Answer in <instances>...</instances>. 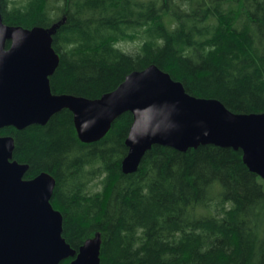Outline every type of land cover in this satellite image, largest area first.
Listing matches in <instances>:
<instances>
[{
	"label": "trees",
	"instance_id": "16d2710c",
	"mask_svg": "<svg viewBox=\"0 0 264 264\" xmlns=\"http://www.w3.org/2000/svg\"><path fill=\"white\" fill-rule=\"evenodd\" d=\"M3 23L52 34L54 95L100 99L155 65L191 96L235 114L264 113V0H0ZM140 42L133 53L120 46ZM10 43H7V47ZM134 123L116 118L81 141L64 109L45 126L7 127L25 180L55 179L52 206L77 252L100 240V264H264V181L241 150L154 146L122 163ZM69 258L61 264H71Z\"/></svg>",
	"mask_w": 264,
	"mask_h": 264
},
{
	"label": "water",
	"instance_id": "95a60500",
	"mask_svg": "<svg viewBox=\"0 0 264 264\" xmlns=\"http://www.w3.org/2000/svg\"><path fill=\"white\" fill-rule=\"evenodd\" d=\"M10 46L7 47V43ZM52 34L3 23L0 5V130L45 126L64 109L74 114L81 141L96 143L113 121L131 112L122 170L134 174L154 146L185 153L201 145L241 150L249 170L264 181V113L235 114L215 99L196 98L157 66L135 71L113 92L89 100L54 95L59 65ZM14 139L0 137V264H100V240L77 252L62 237L63 218L52 206L55 179L25 180L27 165L13 160Z\"/></svg>",
	"mask_w": 264,
	"mask_h": 264
},
{
	"label": "rangeland",
	"instance_id": "374dc122",
	"mask_svg": "<svg viewBox=\"0 0 264 264\" xmlns=\"http://www.w3.org/2000/svg\"><path fill=\"white\" fill-rule=\"evenodd\" d=\"M139 45H140V42H135V43H123L120 46L122 47V49L133 53L137 50Z\"/></svg>",
	"mask_w": 264,
	"mask_h": 264
}]
</instances>
